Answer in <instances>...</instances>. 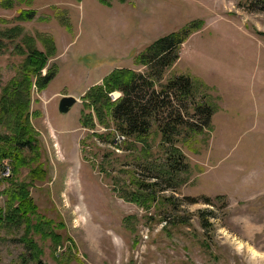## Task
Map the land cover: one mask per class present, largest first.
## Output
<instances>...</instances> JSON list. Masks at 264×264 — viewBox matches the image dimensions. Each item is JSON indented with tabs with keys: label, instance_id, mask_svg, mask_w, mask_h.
I'll return each instance as SVG.
<instances>
[{
	"label": "rangeland",
	"instance_id": "rangeland-1",
	"mask_svg": "<svg viewBox=\"0 0 264 264\" xmlns=\"http://www.w3.org/2000/svg\"><path fill=\"white\" fill-rule=\"evenodd\" d=\"M5 1L0 88L31 48L46 57L40 74L54 72L43 89L30 78L43 178L28 192L62 240L31 234L34 260L23 227L0 224V264H264V12L249 5L256 0ZM190 22L196 29L154 83L189 76L193 101L212 106L208 127L175 141L183 167H161L165 147L154 133L118 141L110 118L80 123L94 114L82 97L90 87L114 69L145 71L135 57ZM63 95L76 101L60 113ZM27 173L0 159V206L2 191ZM133 194L141 204L128 200Z\"/></svg>",
	"mask_w": 264,
	"mask_h": 264
},
{
	"label": "trees",
	"instance_id": "trees-1",
	"mask_svg": "<svg viewBox=\"0 0 264 264\" xmlns=\"http://www.w3.org/2000/svg\"><path fill=\"white\" fill-rule=\"evenodd\" d=\"M3 5L9 7V0ZM249 5L264 12V0L253 1ZM21 13L19 16L22 18L31 17L30 11ZM196 25L198 23L190 22L177 31L160 36L143 53L138 54L135 62L144 66L145 71L114 69L102 79L101 85L90 87L82 97L92 107L94 114H83L80 123L92 127V116L102 125L106 124V118H110L109 122L119 135L142 141H145L147 134L154 133L165 147L161 167L166 165L173 170L183 167V154L174 146L175 141L178 137L188 139L191 134L208 127L212 106L204 98L193 101L195 84L189 76H172L158 86L154 83L177 59L180 43L196 29ZM45 61L42 52L29 49L17 77L0 88V125L7 130L0 133V159H9L13 174L20 168H28V181H11L2 191L5 200L0 206V224L23 227L26 246L34 260H37L40 249L31 234H38L43 239L50 238L53 245L62 240V236L51 229L53 220L37 213V206L28 192L31 182L43 178L40 167L36 165L39 158L38 140L29 122V85L31 76L39 89H43L52 79L54 72L49 69L40 74ZM111 90L120 92L114 101H110L105 94ZM128 200L142 203L136 194Z\"/></svg>",
	"mask_w": 264,
	"mask_h": 264
},
{
	"label": "water",
	"instance_id": "water-1",
	"mask_svg": "<svg viewBox=\"0 0 264 264\" xmlns=\"http://www.w3.org/2000/svg\"><path fill=\"white\" fill-rule=\"evenodd\" d=\"M76 101L75 97L72 95H63L59 98L57 104V110L60 113H65L69 107Z\"/></svg>",
	"mask_w": 264,
	"mask_h": 264
},
{
	"label": "built area",
	"instance_id": "built-area-1",
	"mask_svg": "<svg viewBox=\"0 0 264 264\" xmlns=\"http://www.w3.org/2000/svg\"><path fill=\"white\" fill-rule=\"evenodd\" d=\"M118 95H119V93L111 92V93L109 94V99H110L111 101H114V100L117 98ZM116 139H117L118 141H120L121 139H123V136H122V135H118V136H116Z\"/></svg>",
	"mask_w": 264,
	"mask_h": 264
}]
</instances>
